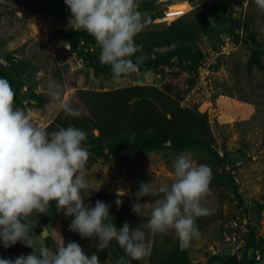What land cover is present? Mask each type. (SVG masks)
<instances>
[{"label":"rangeland","instance_id":"obj_1","mask_svg":"<svg viewBox=\"0 0 264 264\" xmlns=\"http://www.w3.org/2000/svg\"><path fill=\"white\" fill-rule=\"evenodd\" d=\"M151 1L154 2V9L141 11L149 23L137 36L152 29H163L178 19L194 26L198 34L193 43L185 41L182 44L184 53L173 59V66L162 69L160 73L141 72L137 68L134 73L120 78L112 73L96 77L86 65L80 67L78 60L82 56L70 49L64 34L71 28V12L62 0H0L1 59L7 62V55L12 54L40 68L39 85L35 91L46 98L44 108H37L35 101L25 100V107L19 109L30 113L36 126L45 128L60 111L48 94L51 81L66 86L65 99L70 100L83 114H87V111L76 93L80 89L102 90L130 84L161 86L170 83L184 94L189 91L188 95L193 88L189 89L193 78L191 60L196 58L198 50L210 55L221 45L227 44L226 53L220 57L211 74L209 102L199 108L201 112L209 113L216 137L213 148L226 158L223 164L225 169L217 166L209 153L202 149L180 152L190 155L197 164H207L213 173L211 192L204 203L215 211L210 216L196 219L201 237L193 239L191 243L193 262L206 264L210 255L226 254L244 245L249 221L257 237L264 238V71L247 70L246 62L251 48L232 34L227 24L217 25L211 36H204L200 34L197 22L204 15L210 20L215 19L207 9L208 2L227 7L230 16L235 18L253 14L255 21L252 30L264 43V11L256 6L255 0H143L145 3ZM3 60H0V70L4 65ZM180 153L166 148L152 152H122L105 161H94L89 157L85 166L88 190L110 194L122 190L133 202L141 182H151L153 187L172 182V165ZM227 173L234 177L238 194L242 197V207H238L239 201ZM157 198H140V203H146L141 215L150 216ZM45 216L37 215L36 226L40 232L34 235H39L46 227L49 234L50 224L43 223ZM232 220H238V228L230 227ZM227 227L229 239L223 234ZM177 241L172 230L162 234L149 232L145 239L148 252L141 262L156 264L170 253ZM40 243L45 244V241L41 240ZM2 253L0 245V255ZM257 254L261 256L257 249L250 251L251 256ZM104 264H116L114 255ZM257 264H264V260L260 258Z\"/></svg>","mask_w":264,"mask_h":264},{"label":"clouds","instance_id":"obj_2","mask_svg":"<svg viewBox=\"0 0 264 264\" xmlns=\"http://www.w3.org/2000/svg\"><path fill=\"white\" fill-rule=\"evenodd\" d=\"M71 12L69 26L85 30L94 37L100 48L99 61L108 65L114 77L134 73L143 61L142 45L136 36L148 25L149 19L138 10V0H64ZM264 11V0H255ZM38 78V74H37ZM65 85L51 81L48 94L65 116L79 117L81 112L64 97ZM15 92L7 79L0 78V242L5 249L19 243L31 248L28 255L15 259L0 257V264H100L96 253L91 255L74 242H62L54 247L40 243L47 239V227L33 235V225L39 214H49L50 204L71 217L69 230L82 239L97 240V252L115 241L125 256L116 264H129L147 255L145 243L148 230L153 234L175 232L179 247L191 246L200 239L196 224L199 217L210 216L214 209L205 206L210 194L213 173L207 164L180 153L172 168V182L153 187L141 182L135 192L132 212L140 215L145 196L158 197L154 201L146 223L130 227L125 222L117 228L110 214L111 205L97 200L95 206L85 203L83 191L88 190L86 164L90 157L83 143L87 133L75 126L61 127L48 132L34 124L30 113L14 107ZM118 190L116 206L123 203Z\"/></svg>","mask_w":264,"mask_h":264},{"label":"trees","instance_id":"obj_3","mask_svg":"<svg viewBox=\"0 0 264 264\" xmlns=\"http://www.w3.org/2000/svg\"><path fill=\"white\" fill-rule=\"evenodd\" d=\"M138 3L140 12L154 9L153 1L145 3L143 0H138ZM64 6L67 7L65 4ZM206 6L215 19L210 20L205 15L202 16L197 22L200 34L211 36L217 25L227 24L230 32L251 48V54L246 62L247 70L264 71V43L252 30L254 15L246 14L244 18H235L230 16L227 7H220L214 2H208ZM194 30V26L191 27L178 19L163 29H152L142 36H136V43L142 45V52L136 55L143 57L138 70L160 73L162 69L173 66V59L185 51L182 44L185 41L193 43L196 39L198 34ZM64 34L70 49L85 58V67L91 69L96 77L111 75L110 67L99 61L100 48L94 37L85 30H75L72 27ZM196 55V58L191 60L190 70L193 78L190 80L189 89L196 83V76L205 56L201 50H198ZM6 59L7 65L2 66L0 78L7 79L15 92L14 107L23 108L25 100H29L35 101L37 108H44L46 98L35 91L39 85L40 68L12 54L7 55ZM188 92L184 94L180 88L170 83H164L161 86L128 85L111 90L80 89L76 93L88 115L68 117L61 111L44 129L51 132L72 125L84 130L87 133V140L83 143L88 147L90 158L94 161H105L122 152H152L169 148L174 153H180L198 148L208 152L213 162L225 169L223 164L226 158L213 148L216 137L209 113L201 112L198 106L182 105ZM168 142L171 144L169 145ZM227 178L237 195L238 207H242V197L238 194L234 177L227 173ZM82 195L85 203L90 206L94 207L97 200L111 205L110 214L117 228L122 227L125 222L130 227H136L143 222L146 223L150 218V216H140L132 212L133 202L129 195L124 194L119 197L123 201L119 208L115 204L117 194L87 190L83 191ZM262 199L264 200V195ZM261 209H263L262 206ZM71 219L56 207L55 201L51 202L50 212L43 220L45 225L50 224L49 234L47 239H44L46 246L54 247L62 242V238L65 243L74 241L80 244L87 254L96 253L100 264L106 263L112 254L116 261L121 256H125L124 250L115 241L97 252L95 238L82 239L78 233L69 230ZM246 226L248 230L244 245L226 254H212L208 257L206 264H257L256 255L253 256L254 258L249 256V252L256 249L260 251L261 258L264 260V238L257 237L250 221ZM38 232L40 230L34 224L33 235ZM145 233L147 235L149 231L145 230ZM0 245L3 248V253L0 255L2 258L15 259L32 252L31 248L19 242L7 249L3 247L2 242ZM191 253V246L182 250L177 241L170 253L156 264H195ZM126 259L129 260V264H143L141 260H131L127 257Z\"/></svg>","mask_w":264,"mask_h":264},{"label":"built area","instance_id":"obj_4","mask_svg":"<svg viewBox=\"0 0 264 264\" xmlns=\"http://www.w3.org/2000/svg\"><path fill=\"white\" fill-rule=\"evenodd\" d=\"M63 3L65 4L64 0H62ZM66 5V4H65ZM67 6V5H66ZM227 50V44L226 45H221L220 49L216 51H212L210 55H205L200 69L198 71V74L196 76V83L193 86V88L190 90V93L184 98V101L182 103L183 106H200L205 103L209 102L210 98V88H211V74L213 73L214 69L219 63L220 57L226 53ZM79 66L83 67L85 66V58L82 57L78 60ZM230 227L233 229H236L239 227L238 225V220H232L230 222ZM224 236L229 239L230 233H229V228L227 227L223 231ZM233 253V252H232ZM250 258H254L253 256L250 255ZM256 258L259 260L261 258L260 254L256 255Z\"/></svg>","mask_w":264,"mask_h":264},{"label":"crops","instance_id":"obj_5","mask_svg":"<svg viewBox=\"0 0 264 264\" xmlns=\"http://www.w3.org/2000/svg\"><path fill=\"white\" fill-rule=\"evenodd\" d=\"M130 85H137V84H130ZM140 85H142V84H140ZM149 85H150V84H149ZM126 86H128V85H126ZM120 87H124V86H120ZM120 87L118 86V87H115V88H104V89H102V90H111V89H116V88H120ZM60 112H61V111H59V112L57 113V115H58ZM81 114H82V115H85V116L88 115V113H87V114H83V113H81ZM57 115H56V116H57ZM56 116H55V117H56ZM55 117H54V118H55ZM54 118L52 119V121L54 120ZM52 121H51V122H52ZM51 122H50V123H51ZM96 133H97V132H96Z\"/></svg>","mask_w":264,"mask_h":264},{"label":"water","instance_id":"obj_6","mask_svg":"<svg viewBox=\"0 0 264 264\" xmlns=\"http://www.w3.org/2000/svg\"><path fill=\"white\" fill-rule=\"evenodd\" d=\"M0 60H3V59H1V53H0ZM3 63H4L5 65H7V62L4 61V60H3ZM168 144L170 145L171 143L168 142ZM44 229H45V228H44ZM45 235L48 236V230L46 231Z\"/></svg>","mask_w":264,"mask_h":264}]
</instances>
